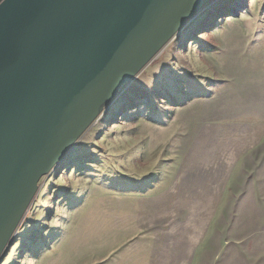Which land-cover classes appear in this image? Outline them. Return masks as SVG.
<instances>
[{"label":"rangeland","instance_id":"obj_1","mask_svg":"<svg viewBox=\"0 0 264 264\" xmlns=\"http://www.w3.org/2000/svg\"><path fill=\"white\" fill-rule=\"evenodd\" d=\"M122 91L0 264H264V0H212Z\"/></svg>","mask_w":264,"mask_h":264},{"label":"water","instance_id":"obj_2","mask_svg":"<svg viewBox=\"0 0 264 264\" xmlns=\"http://www.w3.org/2000/svg\"><path fill=\"white\" fill-rule=\"evenodd\" d=\"M212 0H0V262L47 176Z\"/></svg>","mask_w":264,"mask_h":264},{"label":"bare ground","instance_id":"obj_3","mask_svg":"<svg viewBox=\"0 0 264 264\" xmlns=\"http://www.w3.org/2000/svg\"><path fill=\"white\" fill-rule=\"evenodd\" d=\"M126 91H122L121 93L117 94L116 97L104 108L102 114V118L106 117V119H108V115L111 112V109L119 102L124 100V95H125Z\"/></svg>","mask_w":264,"mask_h":264}]
</instances>
